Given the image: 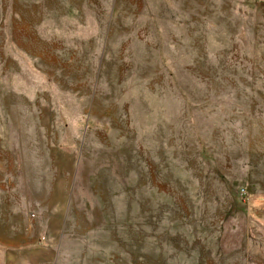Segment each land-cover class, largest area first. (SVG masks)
<instances>
[{"label":"rangeland","instance_id":"1","mask_svg":"<svg viewBox=\"0 0 264 264\" xmlns=\"http://www.w3.org/2000/svg\"><path fill=\"white\" fill-rule=\"evenodd\" d=\"M0 264H264V0H0Z\"/></svg>","mask_w":264,"mask_h":264}]
</instances>
